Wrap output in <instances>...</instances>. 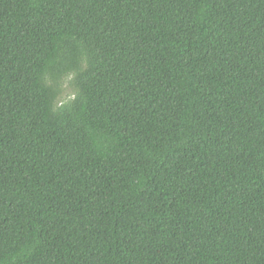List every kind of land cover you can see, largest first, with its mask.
<instances>
[{
  "label": "trees",
  "instance_id": "16d2710c",
  "mask_svg": "<svg viewBox=\"0 0 264 264\" xmlns=\"http://www.w3.org/2000/svg\"><path fill=\"white\" fill-rule=\"evenodd\" d=\"M0 264H264V0H0Z\"/></svg>",
  "mask_w": 264,
  "mask_h": 264
},
{
  "label": "rangeland",
  "instance_id": "374dc122",
  "mask_svg": "<svg viewBox=\"0 0 264 264\" xmlns=\"http://www.w3.org/2000/svg\"><path fill=\"white\" fill-rule=\"evenodd\" d=\"M70 80H71V75H67L66 77L63 78L62 84H61V93L58 98V103L62 104L64 102H67L73 98V90L70 86Z\"/></svg>",
  "mask_w": 264,
  "mask_h": 264
}]
</instances>
